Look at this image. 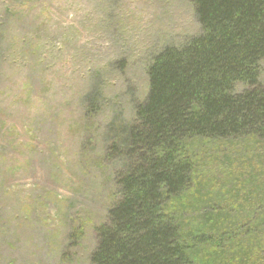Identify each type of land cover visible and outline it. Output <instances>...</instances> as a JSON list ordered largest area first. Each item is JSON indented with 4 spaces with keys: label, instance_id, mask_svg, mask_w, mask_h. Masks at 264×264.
I'll use <instances>...</instances> for the list:
<instances>
[{
    "label": "rangeland",
    "instance_id": "obj_1",
    "mask_svg": "<svg viewBox=\"0 0 264 264\" xmlns=\"http://www.w3.org/2000/svg\"><path fill=\"white\" fill-rule=\"evenodd\" d=\"M201 31L192 0H0V264H92L129 163L109 149L149 95L152 60ZM200 151L186 195L201 201L188 212L195 225L218 211L227 226L262 224L264 142ZM263 228L242 239L256 257L241 261L227 240L219 264H264Z\"/></svg>",
    "mask_w": 264,
    "mask_h": 264
},
{
    "label": "trees",
    "instance_id": "obj_2",
    "mask_svg": "<svg viewBox=\"0 0 264 264\" xmlns=\"http://www.w3.org/2000/svg\"><path fill=\"white\" fill-rule=\"evenodd\" d=\"M192 4L201 34L179 48L165 47L152 60L149 95L126 127L125 141L109 149L108 157L124 155L129 163L118 174L120 196L108 222L98 227L92 264H191L202 250L203 264H219L227 240L241 261L257 255L243 249L242 239L260 237L264 219L254 227L248 217L233 218L227 226L218 211L201 215L195 225L188 212L201 201L191 204L186 195L195 187L203 144L252 137L264 142V0ZM238 84L244 89L236 90ZM232 226L228 239L222 233ZM261 255L264 260V250Z\"/></svg>",
    "mask_w": 264,
    "mask_h": 264
}]
</instances>
